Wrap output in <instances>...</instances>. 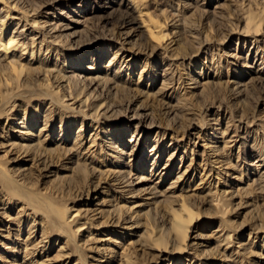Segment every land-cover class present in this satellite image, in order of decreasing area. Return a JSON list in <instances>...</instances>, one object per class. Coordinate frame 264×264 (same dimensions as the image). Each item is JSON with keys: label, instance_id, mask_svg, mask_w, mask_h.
<instances>
[{"label": "rangeland", "instance_id": "obj_1", "mask_svg": "<svg viewBox=\"0 0 264 264\" xmlns=\"http://www.w3.org/2000/svg\"><path fill=\"white\" fill-rule=\"evenodd\" d=\"M43 1H54L53 7H50L49 10L45 12L50 14L52 19H56V17H58L60 20L63 19L64 24L73 19L72 17L75 16L74 12H83L84 10L86 13H93L95 8L102 7L104 9L105 7L103 0H38V2ZM159 1L167 3L168 0ZM185 2H187V0H170V4L173 5H168L169 8L166 7L165 9L161 7L157 8L156 6L151 8L147 3H145L146 7H142V15L147 13L161 15V12L166 10L168 13H170L169 15L172 16L169 19L166 17V19L162 18V22L167 24L165 27L167 29V33L169 34V39H166L167 41L165 40L160 47L151 43L149 38H147V35H143L142 32L140 33L141 38L131 39L124 42V37H119L117 34L119 32V29L116 25V20L118 18L116 15L114 16L113 13L112 15L108 14L106 19L107 22H104L103 24L95 23L94 28L90 29L91 32L89 31L88 35L83 36L84 42H87V40L89 41V39L95 40L96 38L103 36H107L108 39H111L115 42H104L103 48L106 49L107 56L104 62L102 61V63H106L110 58L113 57L114 52L116 51L115 47H117L118 50L121 48L128 50L130 55L129 60L134 57L133 55H135L133 58L135 62L133 63H136L138 68L134 72V75H132V80L138 78V74L141 72L142 66L146 60L149 61V65L155 66V63H157V68L155 71L158 73V83L152 88L154 90H151L150 94L155 93V90L157 91L159 88L163 87L161 86L162 80H164L162 75L165 73L163 70L170 69V73L175 72L176 78L174 82L172 80L168 81L167 84H170H168V88L163 91L162 95L164 99L161 96L158 98V102H156L154 98L153 100L147 99V97H143V95L139 93L133 94L124 102H121L117 98H112L110 100L113 104L112 105L110 103L112 106L111 108L120 111V113L114 117L108 116V119H101V121L97 123L98 125H93V123L87 121L84 118V115L91 113L90 110L92 108H90V110L87 108L86 111L84 110V113L80 114L75 110L67 111L60 108L56 115H52L55 117L52 118V123L50 124L47 133L44 135L49 136V142H47L49 144L47 145H50V142L55 139L57 140V144L62 145V148H71L75 142L76 131L82 132L80 134L82 139L90 140L93 129L98 128L97 132L99 136H97V143H103V145H105V142L107 141L106 138H110V136L114 135L113 129H115L117 126H121L126 132V136H124L122 140L118 139V145L123 148L125 146L123 145L124 141L132 139V136L134 135L133 133L136 130L135 124L133 125L131 122H129L130 118L133 116V112L136 111L140 114L145 113L147 117L143 122H145L146 125L154 124L158 128L153 130L150 134L143 133L144 137L141 139L142 143L140 145V147L143 148L141 149L151 151L152 147L156 145L155 142L160 141L157 139V135L160 137L165 135L164 141L162 140L163 142L161 143V147L174 145L172 146L173 149V147L179 145L178 149L181 151V153L178 154V160H182V164L177 162V167L180 165L185 166L190 164L192 157L195 156L193 162V167L196 169L194 178L195 184L192 187H197L198 191L203 190V188L207 189L212 187L214 191H220L223 193L225 186L227 185L228 189H226V191L228 192L226 193V197L229 200L227 201V204L230 205L229 211L223 216L218 213V209L215 207L197 204L193 209L195 221L191 225V230H189V236L186 241L187 245L190 247L188 250H186L187 254L180 256L179 260L174 257L169 261H165L164 259L160 260L157 256L158 253L150 250L148 247L149 245H145L143 247L142 244L137 243V238L134 235H143L145 231H150L154 228L155 231L167 230L170 228V217L167 206L164 205L163 207L156 208V211L158 210L160 214L157 217L159 220L154 221L153 226L148 228L146 218L143 216L147 210L142 209L143 206L138 207L135 204L141 200L139 198L130 199L126 195L125 198L127 200L124 202L122 196H118L119 199H122L119 200L118 206L122 207L123 212L129 218L131 217L132 221L130 220L131 222L129 224L123 225L124 227L122 229H114L110 225L111 222H114L113 220H101V218H103L105 215L107 216L108 214H102L103 212L100 214L102 210L109 211L112 209L102 206V200L101 202L95 201L94 206H91L93 203L89 202V199L86 198L85 195V192L88 190V188H91L89 182L91 178L85 182H81V178L78 180H74L73 178L71 179V172L67 169H63V166H65L64 168L69 167V164L66 165V163H70L68 160H63L62 164L59 163V168L61 171L55 170V172H53L54 170L52 168L53 173L50 174L44 172L42 166H40L39 169H34L36 171L37 177V180L35 179L34 181L37 183L38 191L41 193H46L45 191L48 190L47 197L52 196L55 198L56 207H59L58 209L65 211L64 220L68 219V222L72 221L69 223L71 229L66 234V236L67 238L69 236L73 238V241L79 246H83L85 240L84 237L87 235L82 237V234L84 233H75V231H77L79 228L77 226L83 223H81L78 218L73 220V217L76 215V212L80 211L81 214H83L85 213L83 211H85L86 208L89 209L88 207L81 205L83 203H81V198L79 195H83L84 200H88L87 202L89 204L83 205H89L90 208L92 207V210L103 208L96 212V214H98L96 218L99 220V222L93 221V224L98 225V223L105 222V225H107L103 226V228H97V231H100V234H97L96 232L95 235L96 240L100 241L98 244L101 246V248H104L108 251L107 254L110 256L107 259H114L116 254H118L117 256L123 252L129 254L130 251L135 250L136 253L134 254V259L132 260L133 264H176L172 261H180L177 264H223L222 257L213 256V258H209L208 261H205V257L203 255L207 251L210 252V254H214L215 244L213 243V231L218 229L219 224L222 220H224V232L232 236L230 240L232 242L234 241V245L231 246L236 250H241L243 260L242 263L264 264V256L262 255L264 253V248H262V250L259 249L264 246V217L262 215L264 213V191H255L256 185L252 183L253 177L247 175L248 170L255 168V166L247 167L245 164V161L249 157L248 155L250 153L248 152L247 155H244V152L241 149L240 155H238V147L243 138H245L244 142L247 144L248 150L254 143L255 139H257L259 145L256 151L253 152L254 156L251 155L249 160H251V163L256 162L257 166H260V163L261 166H263L260 158L253 160V157H259L258 152L264 151V86L262 89H252L254 93L249 95L248 100H244V98H240V96L237 94L238 86L236 84L237 82H240L239 79H237V76L239 75L241 78L240 80L250 81L251 77L248 75H250L249 72L252 70L251 66L258 68L262 62V59H264V22L262 25H260V28H258L260 33L254 34L252 36L255 38H252V43L242 42L244 39L242 36V31L245 28L244 17L256 18V21H258V19H264V0H207L206 4L204 5L205 10L208 12L206 15L198 12L199 10L195 8V4L190 3L192 4L190 5L186 4ZM203 2L204 1H201L200 4ZM177 4H180V7H175ZM2 8L3 5L1 3L0 9ZM6 12L9 13L8 20H12V17L19 16L17 13L20 12V10L19 8H16L15 10L5 9L2 15L5 16L7 14ZM86 13H83L82 15H86ZM105 13L106 11L90 14L86 16L85 19L92 18L93 16L97 17V15L102 16ZM31 15H34L33 12ZM135 15L139 18V14L136 13ZM183 19H186V25H184V28H191V31L196 33L197 37L194 36V38H192L190 35L188 40L180 42V39L182 38L179 34L180 30H173V26H181L183 24L181 20ZM75 20L83 21L82 18L79 19L76 16ZM38 21H42V18L38 19ZM12 22L15 24L9 28V35H12L13 30L16 29L15 25L18 21L14 22L12 20ZM34 28L37 27L34 26ZM32 30L33 29L29 30V27H27L24 32H26V35H28L31 34ZM21 31L22 29H20V32ZM207 36H209V39L206 40L209 42H203ZM119 38L123 39L120 40ZM201 43L203 45H201ZM97 46H86V48L80 54L78 51H76L71 54V56L75 57L76 53L79 54L78 57L89 56L92 51L96 50H98V52L101 50L102 52L103 49L101 44H98ZM154 48H157V50L154 51ZM257 50H259V57L256 54ZM27 51L28 53L26 57L29 60L32 49L29 47ZM63 54L64 53L58 57V67H54L52 69L53 72H57L64 66ZM65 54H67V51ZM214 55L215 58L212 62ZM49 56L51 57L50 61L48 62V60L45 59V64L41 65L38 63L40 62V56L36 54L34 60L36 63L32 64V68L41 69V71H43L44 68L49 66L51 63L52 53ZM256 56L258 57V61L257 59L254 61ZM43 57L44 56H42V58ZM73 57L72 59L74 60ZM228 65H230V67ZM228 70L230 74L228 73ZM170 73H167L168 76L165 75L167 79L172 78ZM206 77L207 80L205 79ZM209 77L210 79H208ZM261 77V79L264 80V75H261ZM42 79L43 74L37 72L35 76L32 75L29 78V83L23 81L21 82V85L17 86L15 89L9 90L4 87H0V103L1 101L5 102V99H3V96H1L3 95V92H8L11 94V97H16L19 99V104L24 103V107L22 108L20 115L15 117L16 119L11 118L9 114H3L0 117V160L3 164H5L6 169L9 168L10 170H15V172L22 171L26 173L34 166V162L31 161V157L21 156L20 153L17 152L18 148L11 150V146H9L11 142L8 143L7 140L10 138L15 139V137L24 135L23 133L27 131L25 128L27 125L29 126V123H33L32 126L34 131L32 132L34 134L33 136H36V134H38V127H36L35 122L37 121L39 124H42L41 121H43L44 113L49 108V103L52 102L51 100L60 101L61 97L64 96L62 93L56 94L53 92V89H50L51 86L49 88L45 87ZM203 84H214L218 87L215 92L212 91L214 93L211 91L205 92L207 96L205 97V95L202 93V89L206 86H203ZM170 89L172 90L171 92H174V97L176 98L170 107L175 106L174 108H181V104H186L187 106L185 108L186 110L184 109L183 111L185 116L178 119L173 118V116L169 114L171 111L167 110L168 107L165 105L167 102H169L168 99L165 98V95L169 94L168 92ZM46 93L49 94V96H45ZM208 93H210V95ZM178 99H182V101L180 100V102H182L181 104L177 103ZM47 100H49V102H47ZM42 102H45L46 106H40L39 103ZM25 113L26 115H24ZM60 116H63L62 118L65 119L66 122L70 120L69 124L76 123L72 127L74 129L69 130L72 132H69L68 135L65 134L63 136L64 139L61 141V143L58 141V139L61 138L59 137V131L62 129L59 127H63V125L60 123ZM24 122L25 125L23 124ZM17 124L20 125L17 126ZM86 124H88L89 127H87ZM130 124H132V127ZM227 125L230 127V131L226 132L227 135L231 133V137H234V148H232V152L229 155V157L232 156V160L228 165L227 163L229 162L227 161V153H225V151L224 153L223 151L220 152V155L223 154V157L220 160H217L219 155L212 151V145L208 144L209 142L206 140L208 139L209 135L210 137H220L221 135L214 134L223 131ZM141 127H144V125ZM238 127H240V129ZM143 130V128L140 129V131ZM95 132L96 131H94L93 134ZM145 132L147 133V131ZM246 132H248L247 135H245ZM66 137L67 140L65 143H63ZM173 137L178 138L179 142H175L172 139ZM41 140L45 141L46 138L43 136ZM115 140L116 139L114 138V141ZM189 141L190 143H188ZM219 142L220 143H218L217 146H223L221 145L222 139H220ZM19 143H23L24 146L29 144L27 143V140L16 141L15 144ZM181 143L184 147L187 146V144L189 145L186 149H183L184 147L181 145ZM193 143H196L197 146H193ZM180 146H182V148H180ZM46 147L48 149V146ZM105 152L106 150L100 153L102 156L101 160H98V158L95 160L103 164ZM191 152H193L192 155ZM82 153H84V151H82ZM110 156L113 155L110 154ZM181 158H184L185 160ZM116 159H114L112 162L113 165L111 164L110 166H108L109 164H104V167H98L97 164L95 165L96 168H99V172L97 173L96 177L92 179V182L97 183L101 178V182L105 183L103 188L108 190V194L106 192L104 196H102L105 198V204L111 200L110 189L112 188L111 186L113 184V179L116 178L115 176L117 174H111L110 170H113L115 167ZM167 159V154L162 157L161 164L163 166L167 163ZM130 160L132 161L134 158L131 157ZM262 170L264 171V169ZM220 171L221 175L218 176ZM176 172L177 170L174 172V176H172V178L175 177ZM242 172H244L243 176ZM241 176L243 177L242 180L237 182ZM60 177H66L65 179L62 178L61 181H63V183L59 182ZM239 183H241V186L237 187V184ZM248 185L250 186L249 190L247 188ZM237 188L240 190L242 188H246L248 191H246L247 193H238V195H235L234 193L233 197L231 198L232 193L236 191ZM3 189L4 188L1 184L0 236L4 238L0 239V264H67L68 262V264H98L97 261L93 259V256H96L97 258L99 257L97 256V253V255L93 254L95 253L94 250L90 249L91 245L94 244L91 241V243L89 242L90 244L87 245L88 247L84 246L83 250H80V247H78L77 252H74L73 250L68 251V253H70L73 257L69 260H66V262L63 261V259L51 260L57 256L58 252H67L66 250H61L57 246V242L62 238H59V236L61 237L59 232H55L53 230V232L50 231V235L52 236L48 235V237H52L51 240H48L47 243H43L38 246L40 249L43 246L47 247L40 251V254L39 252H36L35 255L32 254L26 257L29 252H32L33 249H35V244L42 240V228L38 224H40L39 222L41 217H46V215L38 213L37 211H33V206L30 207V210H23L25 208L24 204H26V200L23 198L20 199L21 203H17L16 200H13L11 201V204H7L6 206L3 205L4 203H7L6 198L2 197L1 194V192L5 193L2 191ZM54 192L56 193L54 194ZM95 205L100 206L96 207ZM8 207H10V209H8ZM140 209L143 211L139 216L137 211ZM35 212H37V214ZM71 214H73L72 218H69ZM185 214L187 213L185 212ZM54 216V214L49 215V217ZM134 221H138L140 225H134L132 228H130ZM35 223L36 227L31 230V233L36 231L33 234V237L35 238H30V245L28 248H25V243L28 239V231L31 227L35 226ZM7 228L11 230L14 236L8 235ZM107 229H111L113 232L118 233L121 238H126V240L123 239L122 241L120 238L119 240L113 239L112 234L109 236L108 233L105 232ZM199 229H203V231H200ZM16 232L19 237L15 236ZM239 242H241V244H239ZM6 243L11 246V249L8 251H6L8 247H6ZM14 243L17 244L16 248L12 247L14 246ZM239 245L241 247L245 246L246 249L250 246H253V248L250 247L252 249L244 252ZM128 249L129 251H127ZM117 256L111 264H119V262L116 263ZM191 258H193V260H191ZM183 260H188L191 262L186 263ZM104 261L106 260L104 259ZM105 263L106 262H103V264Z\"/></svg>", "mask_w": 264, "mask_h": 264}, {"label": "bare ground", "instance_id": "obj_2", "mask_svg": "<svg viewBox=\"0 0 264 264\" xmlns=\"http://www.w3.org/2000/svg\"><path fill=\"white\" fill-rule=\"evenodd\" d=\"M103 1L105 6L104 9L102 7H97L94 9L93 13H86L84 10L83 12H74V15L79 19L82 18L83 21L75 20L74 16L72 17L73 19L71 21L64 24L63 19L60 20L58 17H56V19H52V17H50V14L46 13L50 7H53L54 1L38 2V0H0V4L2 3L3 5V8L0 9V87H4L9 90L15 89L17 88V86L21 85V82L23 81L29 83V78L32 75L35 76L37 72H39L43 74L42 82L44 83L45 87L49 88L51 86L50 89H53V92H55L56 94H64V96L61 97L60 101L51 100L53 103H49V108L45 111L43 121H41L42 124H39V122L37 121L35 122L36 127H38V134H36V136H33L34 134L32 132L34 131V128L32 126L33 123H29V126L26 124L27 126L25 129L27 131L23 133L24 135L15 137V139L10 138L7 140L8 143L11 142L9 145L11 146V150L18 148L17 152L20 153L21 156L31 157V161L34 162V166L30 168L26 173L22 171L15 172V170L13 171L9 168L6 169L5 164H3L0 160V185L2 184V187L4 188L2 191L5 192H1V194L2 197L6 198L7 201V203H4L3 205L6 206L7 204H11V201L13 200H16L17 203H21L20 199L23 198L24 200H26V204H24L25 208L23 210H30V207L33 206V211H37L38 213L46 215V217H41V220L39 222L40 224H38L42 228V240L35 244V249H33L32 252H29L26 257L32 254L35 255L36 252H39L40 254V251L44 250L47 246H43L41 249L38 246H40V244L47 243L48 240H51L52 237L50 236L52 235H50V231H55L59 232V234L61 235V237L59 236V238H62L57 242V246L61 250H66L67 252H58L57 256H55V258L51 260L63 259V261L66 262V260H69L73 257L70 253H68V251L73 250L74 252H77L78 247H80V250H83L84 246H87L92 242L94 244H92L93 246L91 245L90 249L95 251V253L93 254H98L97 256L99 258L93 256V259H95L98 264H103V262H106L105 264H111L118 254L115 255L114 259H107L110 256L107 254L108 251L104 248H101V246L98 244L100 241L96 240L95 238L96 232L97 234H100V231H97V228H103V226H107L105 225V222L98 223L99 220H97L96 218L98 214H96V212L103 208H97L96 210H92L95 201L101 202L102 200V206L108 209H112L109 211L102 210L100 214L102 212V214H108L107 216L105 215L103 218H101V220H113L114 222H111L110 225L114 229H122L124 227L123 225H127L132 221L131 217L129 218L123 212L122 207L118 206L119 200H122L119 199L118 196H122L124 202H126L125 200H127L125 198L126 195L130 199L139 198L141 200L139 202H136L135 204L138 207L143 206L142 209L147 210L143 214V216L144 218H146L148 228L153 226L154 221L159 220V218L157 219V217L160 214L158 210L156 211V208L163 207L165 205L169 210L168 214L170 217V228H168L167 230L159 231H155L154 228L153 230L151 229L150 231H145L143 235L137 236V234H135L134 236L137 238V243L142 244L143 247L145 245H149L148 247L150 250L157 252V256L160 260L164 259L165 261H169L174 257L179 260L180 256H183V254H187L186 250L190 248L189 245H187L186 241L189 236V230H191V225L195 221V214L193 213L194 207L197 204L215 207L218 209V213L224 216L229 211L230 207V205L227 204V201L229 200L226 197V193L228 192L226 191V189H228L227 185L225 186V190L223 193H221L220 191H214V189L210 187L212 185L209 186L210 188H203V190L201 191H198L197 187H195L196 189L193 188L192 186L195 184L194 178L196 172V169L193 167L195 156L192 157V161L190 164L185 166L180 165L179 167H177V162H180L182 164V160H178V154L181 153V151L178 149L179 145H176L175 147H173V149L172 146L174 145H167L165 147H161V143L164 141L165 135L163 137L157 135V139H159L160 141L155 142L156 145L152 147L151 151L141 149L143 148L140 147L142 143L141 139L144 137L143 133L150 134L153 130L158 128L154 124L146 125L145 122H143L147 117L145 113L140 114L136 111L133 112V116L130 118L129 122H131L133 125L135 124L136 130L133 133L134 135L132 136V139L124 141L123 145L125 146L123 148L118 145V139L122 140L124 136H126V132L121 126H117L115 129H113L114 135L110 136V138H106L107 141L105 142V145H103V143H97V136H99L97 132L98 128L93 129V132H96L94 134L93 132L91 133L90 140L82 139L80 137V134L82 132L76 131L75 142L71 148H62V145L57 144V140L55 139L50 142V145H47L49 144L47 143L49 142V136L44 135L47 133V130L50 127V124L52 123V118L55 117L52 115H56L57 111L60 108L67 111L75 110L79 114L84 113V110L86 111L87 108L89 110L90 108H92L90 110L91 113L84 115V118L87 121L93 123V125H98L97 123L101 121V119H108V116L114 117L120 113V111L111 108L112 106L110 105V103L112 104V101L110 100L112 98H117L121 102H124L126 101V99H129L133 94L139 93L143 95V97H147V99L153 100L154 98L156 102H158V98H160L161 96L163 98V91L167 89L168 84H170H167V82L171 80L174 82L176 78L175 72L170 73V69L163 70L165 72L162 75V78L164 80H162L161 86L163 87L159 88L157 91L155 90V93L150 94V91L154 90L152 88L158 83V73H156L155 71V69L157 68V63H155V66L149 65V61L146 60L142 66L141 72L138 74V78L132 80L131 77L132 75H134V72L138 68V65L136 63H133L135 62V60L133 59L135 55H133V57L131 54L133 58L129 60L130 55L128 50H125L123 48L118 50L117 47H115L116 51L114 52L113 57L110 58L106 63H102V61L104 62L107 56L106 49L103 48L104 42H115L111 39H108L107 36L98 37L95 40L89 39V41L86 39L87 42H84L83 40V36L88 35L90 29L94 28L95 23L103 24L104 22H107L106 19L108 14L112 15L113 13L114 16L116 15V17L118 18L116 20V25L119 29V32L117 34L119 37H124V39L122 38L124 42L129 41L131 39L141 38L140 33L142 32L143 35H147V38H149L151 43L156 44L160 47L166 39H169V34L167 33V29L165 27V25L167 24L162 22V18L169 19L172 16L169 15L170 13H168L166 10L162 11L161 15H156L155 13H147L145 15H142L143 12L141 9L143 6L146 7L145 3H147L148 6L151 8L153 6H156L157 8L161 7L165 9L166 7H168V5H173L170 4V0H168L167 3H163L159 0ZM201 1L204 2L200 4ZM201 1L187 0V2L185 3L195 4V8L199 10L198 12H201L206 15V13L208 12L205 10L204 5L206 4L207 0ZM176 6L180 7V4L175 5V7ZM16 8H19L20 10V12L17 13L19 16L12 17V20L14 22H18L15 25L16 29L13 30L12 35H9L8 30L15 23H13L12 20H8V12H6L7 14L5 16L2 14L5 9L15 10ZM104 11H106V13L102 16L97 15V17L93 16L92 18L85 19L86 16L90 14L100 13ZM32 12L34 15H31ZM83 13H86V15H82ZM136 13L139 14V18L135 15ZM40 18H42L43 22L38 21V19ZM244 19L245 28L242 31V36L244 37L242 42L252 43V36L254 34L260 33L258 28H260V25H262L264 19H258V21H256V18L252 17H244ZM181 21L183 22L181 26H173V30H180L181 32H179L180 36L182 37L180 39V42L188 40L190 35L192 36V38H194V36L197 37L196 33H193L191 31V28H184V25H186V19H183ZM34 26L37 28H34ZM27 27H29V30L33 29L31 31V34L26 35V32H24ZM20 29H22L21 32ZM208 37L209 36H207L204 39L205 41L203 40V42H209L206 40L209 39ZM98 44H101V47L103 49L102 52L99 49L100 52L96 50L92 51L89 56L78 57V55L86 48V46H97ZM201 45L203 44L201 43ZM29 47L32 49V51L30 53V59L28 60L26 56L28 53L27 49ZM156 50L157 48H154V51ZM66 51L67 54H65ZM76 51H78L79 54L76 53L75 58L71 56V54ZM258 51L259 50H257L256 54L259 57L260 55ZM51 53V63L49 66L44 68L43 71H41V69L32 68V64L36 63V61H34L36 54L40 56V62L38 63L43 65L45 64V59L48 60V62L50 61L51 57L49 55H51ZM62 53H64V66L60 68V70H58L57 72H53L52 69L54 67H58L57 60H59L58 57ZM42 56H44V59L42 58ZM257 56L255 57L254 61L258 58ZM72 57L74 58V60L72 59ZM214 58L215 55L213 57L212 62L214 61ZM263 61L264 59H262V62L260 63L258 68H254L251 66L252 70H250V75H248L251 77L250 81L240 80V75L237 76V79H239L240 81H236V84L238 86L237 94L240 96V98L248 100L249 95L254 93L253 90H256V88H263L264 80L261 79V75H264ZM228 66L230 67V65ZM167 73L171 74V79H167V77H165V75L168 76ZM228 73L230 74L229 70ZM205 79L207 80V77ZM208 79H210V77ZM208 85L209 84H203V86H206L202 89V93L203 95H205V97H207L205 92H215L218 87L214 84L209 86ZM172 90H169V94H164L165 98L169 101L165 105L168 107L167 110L171 111V113L169 114L172 115L173 118L178 119L180 117L185 116L183 111L187 106L186 104H181L182 102H180V100L182 101V99H178L179 101L177 100V103H180L182 107H170V105H172V102H174L176 99L174 97V92H171ZM208 94L210 95V93ZM1 96H3L5 102L1 101L0 103V117L3 114H9L11 118L16 119L15 117L17 115H20L22 108L24 107V103L19 104V99H17L16 97H11V94L8 92H3V95ZM45 96H49V94L46 93ZM47 102H49V100H47ZM39 105L46 106L45 102L39 103ZM24 115H26V113ZM62 117L60 116V123L63 125V127H59L60 129L62 128L59 131V137H61L58 139L59 143L63 141V136L65 134L68 135L69 132H72L69 130H73L74 128L72 127L76 124H69L70 120L66 122V120ZM23 124L25 125V122ZM132 124H130V126ZM18 125L20 124H17V126ZM86 125L87 127H89L88 124ZM143 125L144 127H141ZM141 128H143L144 130L140 131ZM229 128L230 127L227 125L223 131L214 134L221 135L220 137H216L214 135V137H210V135H207L208 139H206L209 142L208 144L212 145V151H214L215 154L217 153V155H219L217 160H220L223 157V154L220 155V152L223 151L224 153L225 151V153H227V161L229 162L227 163V165L231 163L232 156L229 157V155L232 152V148H234V137H231V133L229 135H227L226 133L230 131ZM238 128L240 129V127ZM145 131H147V133ZM247 134L248 132H246L245 135ZM43 136L46 138L45 141L41 140ZM114 138L116 139L115 141ZM172 139L175 142H179L178 138L173 137ZM220 139H222L221 145L223 146H217V144L220 143ZM23 140H27V143L29 144H26V146H24L23 143H19L20 145L15 144L16 141ZM66 140L67 137L65 138L63 143H65ZM244 140L245 138L242 139V142L238 147V155H240L241 149L243 150L244 155H247L248 152L250 153L248 155V158L245 157L247 158L245 164L247 167L255 166V168L252 170H248L247 175L253 177L252 183L256 185L255 191H264V171L262 170L264 169V151L258 152L259 157H253V160L260 158V161L263 163V166H261V163L260 166H257L256 162L251 163V160H249V158L251 155L254 156L253 152L256 151L259 142L257 139H255L254 143L248 150L247 144H245ZM188 143H190V141ZM188 145L189 144H187V146L185 147L182 145L184 147L183 149H186ZM46 146H48V149ZM182 146H180V148H182ZM193 146H197L196 143H193ZM105 150L106 152L104 153V163L102 162L103 164H101L95 159L98 158V160H101L102 156L100 155V153ZM82 151H84V153H82ZM109 153L113 156H110ZM192 153L193 152H191V155ZM166 154L168 156V159L166 161L167 163L163 166L161 164L162 157ZM131 157H133L134 160L131 161ZM114 159H116V165L113 170L110 171L111 174L117 175L115 176L116 178L113 179L112 186L110 185L112 187L110 189L111 200L105 204V198L102 197L106 192L108 194V190L103 188V185L105 183L101 182V178L99 180L100 182L98 181L97 183L92 182V179L95 178L97 173L99 172V168H96L95 166L96 164L98 165V167H104V164H109L108 166H110L111 164L113 165L112 162L114 161ZM181 159L185 160L184 158ZM63 160H68L70 162L66 163V165L69 164L68 168H64L65 166L63 165L61 166H63V169H67L71 172V179L73 178L74 180H78L79 178H81V182H85L91 178L89 181L91 188H88V190L85 192V195L86 198L89 199V202L93 203V205H91V208L89 205H83L89 203L87 202L88 200H84L83 195L80 194L79 197L81 199H78H80L81 203H83L81 205L84 207H88L89 209L86 208L85 211H83L85 212L83 214L78 211L73 217V220L78 218L79 221L83 223L79 224L77 226L79 228L77 229V231H75V233L77 234L78 232L84 233L82 234V237H84V235H87L86 237H84L85 240L83 246H79L76 242L73 241V238H71L70 236L67 238L66 234L71 229L69 223L72 221L68 222V219L64 220L65 211H62V209H58L59 207H56L55 198L52 196L47 197L48 190L45 191L46 193H41L40 191H38L37 183H35L34 181L35 179L37 180L36 171L34 169H39L40 166H42L44 172H46L47 174L53 173L55 172V170L61 171V169L59 168V163L62 164ZM52 168L54 170L53 172ZM176 170L177 172L175 173V177L172 178ZM220 175L221 171L218 173V176ZM243 175L244 172H242V176ZM242 176L237 182L242 180ZM62 178L65 179L66 177H60V183H63V181H61ZM240 186L241 183L237 184V187ZM249 187L250 186L248 185V190L250 189ZM248 190H246V188H242L241 190L237 188V190L232 193L231 198L233 197L234 193L235 195H238V193H247L246 191ZM56 192H54V194ZM95 206L99 207L100 205ZM8 209H10V207H8ZM142 209L137 211L139 216L143 211ZM37 212L35 213L37 214ZM185 212L187 214H185ZM53 214L55 215L54 217H49V215ZM72 215L73 214H71L69 218H72ZM262 215L264 217V213ZM93 221H98V225L93 224ZM223 224H225L224 220L221 221L218 229L213 231V243L215 244L214 254H210V252L208 251L205 252L203 255L205 257V261H208L209 258H213V256H219L222 257L223 264H243L241 254L242 252L241 250H236L231 246L234 245V241L232 242L230 240L232 238L230 234L224 232L225 230L223 229ZM134 225L139 226L140 223L138 221H134L130 228H132ZM35 227L36 223L35 226L31 227L28 231V239L25 243V248H28L30 245L29 239L35 238L33 237V234L36 231H33L31 233V230H33ZM199 230L203 231V229ZM105 232L108 233L109 236L112 234V238L115 240H119V238L122 239V241L123 239L126 240V238H121L118 233L113 232L111 229H107ZM7 233L9 236L13 235L9 228H7ZM48 235L50 236L48 237ZM15 236H18L17 232ZM1 238L4 237L0 236V239ZM239 244H241V242H239ZM13 245L14 246L12 247L16 248L17 244L14 243ZM6 247V251L11 249V246L8 244L6 245ZM250 247L253 248V246ZM250 247L246 249L244 246L241 247V249L245 252L247 250L249 251V249H252ZM262 248H264V246L259 249L262 250ZM127 251H129V249ZM135 253L136 251L132 250L129 252V254L124 252L122 254H119V256H117L116 258V263L119 262V264H133L132 260L134 259ZM262 255L264 256V253ZM104 259L106 261H104ZM191 260H193V258H191ZM183 261H185L186 263L191 262L188 260ZM172 262L177 264L180 261Z\"/></svg>", "mask_w": 264, "mask_h": 264}]
</instances>
